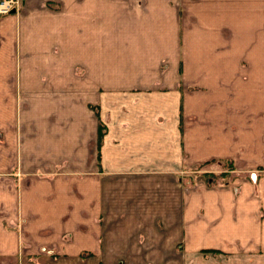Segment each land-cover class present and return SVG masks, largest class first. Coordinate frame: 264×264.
<instances>
[{
  "label": "crops",
  "instance_id": "0c3cea01",
  "mask_svg": "<svg viewBox=\"0 0 264 264\" xmlns=\"http://www.w3.org/2000/svg\"><path fill=\"white\" fill-rule=\"evenodd\" d=\"M31 1L0 17V264H264V0ZM213 161L244 184L186 193Z\"/></svg>",
  "mask_w": 264,
  "mask_h": 264
},
{
  "label": "rangeland",
  "instance_id": "374dc122",
  "mask_svg": "<svg viewBox=\"0 0 264 264\" xmlns=\"http://www.w3.org/2000/svg\"><path fill=\"white\" fill-rule=\"evenodd\" d=\"M2 0H0L1 3ZM12 1V5L17 8L16 10H20V8L23 7V3L25 0H10ZM43 1L44 0H32L31 3L29 4L30 8H31V12L32 10H36L37 8L40 10H43L44 6H43ZM65 5V7H63V12L64 13V17H65V21H71V14H72V8L73 5L71 4L70 6L64 2L63 3ZM54 6V4H52ZM47 9L48 7L51 9H54L51 5H46ZM16 11V12H18ZM15 12V13H16ZM54 16L55 14L52 13ZM9 14L7 13H0V17H4V16H8ZM37 25H38V21L37 19H35ZM82 26V25H81ZM71 29H72V24H68L64 27V32H66V30H68L71 34ZM62 32V34L64 33ZM75 34L77 35V30L73 31ZM73 34V33H72ZM66 43V42H65ZM77 45H81V42H76V49L73 51L71 46H63L62 51L60 52V54L57 56L58 59H63L64 63H63V67L65 65H69V64H73V63H77V60H88L89 63L91 60H89L86 56L81 55V52L84 53V51L82 49H77ZM24 49L23 46L21 45L19 50H18V46H17V59L18 57L21 58V50ZM37 52H39L37 50ZM31 55V53H30ZM98 66V58L96 59V67ZM81 68V67H80ZM30 70L33 73L36 74H43L44 72L39 69L38 67H33L30 66ZM82 70V68H81ZM72 71V72H71ZM71 71L69 72V74L74 73L75 74V70H73L71 68ZM79 71V70H78ZM94 71V70H93ZM66 73V72H65ZM94 110H97V106H93ZM98 114L96 112L95 116L97 121H99V117ZM98 129H97V148H99L100 146V142H101V138L103 136L104 133V125L101 122H98ZM98 153V151H97ZM99 167V164H98ZM191 178L190 181L192 184L185 186V192L188 193L190 191H195L197 189H207V190H213L215 188L219 189L220 187H225L229 185V183L231 182H236L235 185L241 187L244 183H243V179L248 177V174L246 172H240L238 178H233V175L235 172H233V168L231 166L230 163L228 162H219L216 163L215 161L213 162H205V163H200V164H196L193 165L191 168ZM186 177V175L184 176V178ZM187 178V177H186ZM199 192V191H198ZM251 198H254L252 195H250ZM248 197V196H247ZM262 199H264V196H261ZM255 199V198H254ZM256 204H259V202L255 199ZM234 202L232 201L230 205H232ZM212 208H215L212 206ZM250 208H252L250 206V204H248L247 206H243V210L245 209L247 212H245L246 215H244L243 213H241V211L239 213L241 214H237L236 211H225L224 214L222 216L219 217V215L215 216V214L211 213L209 210L208 212V218L205 219V221L202 223V227L198 228L197 226H195V224L193 223V226H195V228L197 230H200L202 228L208 227V233L207 235L211 238V240H213L216 236H224L226 237L233 235L236 232V226H237V220L240 216V220H244V222H248V219L251 218V210ZM264 211V210H263ZM237 214V216L235 215ZM218 222H223L225 225V228H221L219 227L218 229L216 228V223ZM248 225V223L246 224V226ZM245 231H248L249 228L245 227L243 228ZM259 234H263L262 232V228L261 231L259 232ZM226 242H230V241H226ZM211 246L217 248L219 245L216 242H212L210 244ZM227 245H229V243H227ZM210 247V246H209ZM233 249V248H232ZM228 250H231V248H227L225 250V252H228ZM202 252H208V253H212L213 255L217 253L222 252L221 250H215V249H206L203 250ZM224 252V253H225ZM223 253V252H222ZM206 254V253H204ZM223 255V254H221ZM216 256H214V258L210 259L209 258V263L210 264H215L216 263ZM205 259V258H204Z\"/></svg>",
  "mask_w": 264,
  "mask_h": 264
},
{
  "label": "built area",
  "instance_id": "2783aa9c",
  "mask_svg": "<svg viewBox=\"0 0 264 264\" xmlns=\"http://www.w3.org/2000/svg\"><path fill=\"white\" fill-rule=\"evenodd\" d=\"M11 2L12 1H10V0H6L4 2L2 0L1 3H0V13H5V12L2 11L3 8H6L7 10H9L8 12H10L12 9H14L15 7L12 5Z\"/></svg>",
  "mask_w": 264,
  "mask_h": 264
},
{
  "label": "bare ground",
  "instance_id": "6f19581e",
  "mask_svg": "<svg viewBox=\"0 0 264 264\" xmlns=\"http://www.w3.org/2000/svg\"><path fill=\"white\" fill-rule=\"evenodd\" d=\"M6 1V0H3V2ZM3 12L7 13L9 10H7L6 8H3L2 9Z\"/></svg>",
  "mask_w": 264,
  "mask_h": 264
},
{
  "label": "water",
  "instance_id": "95a60500",
  "mask_svg": "<svg viewBox=\"0 0 264 264\" xmlns=\"http://www.w3.org/2000/svg\"><path fill=\"white\" fill-rule=\"evenodd\" d=\"M14 13V11H12Z\"/></svg>",
  "mask_w": 264,
  "mask_h": 264
}]
</instances>
